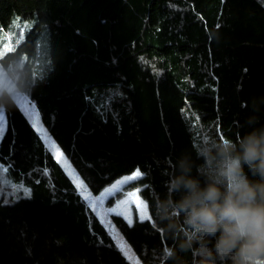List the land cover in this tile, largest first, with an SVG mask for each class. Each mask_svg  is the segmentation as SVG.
Listing matches in <instances>:
<instances>
[{
    "label": "trees",
    "instance_id": "obj_1",
    "mask_svg": "<svg viewBox=\"0 0 264 264\" xmlns=\"http://www.w3.org/2000/svg\"><path fill=\"white\" fill-rule=\"evenodd\" d=\"M2 53L87 193L142 174L123 191L149 218L109 216L141 264L177 243L154 219L171 161L264 122V0H0ZM0 112V168L30 192L0 200V264H131L16 100Z\"/></svg>",
    "mask_w": 264,
    "mask_h": 264
},
{
    "label": "clouds",
    "instance_id": "obj_2",
    "mask_svg": "<svg viewBox=\"0 0 264 264\" xmlns=\"http://www.w3.org/2000/svg\"><path fill=\"white\" fill-rule=\"evenodd\" d=\"M32 87L0 69V107ZM255 112L235 138L208 134L194 157L171 161L154 216L177 242L161 250L165 264L177 249L190 255L189 264H264V122Z\"/></svg>",
    "mask_w": 264,
    "mask_h": 264
},
{
    "label": "rangeland",
    "instance_id": "obj_3",
    "mask_svg": "<svg viewBox=\"0 0 264 264\" xmlns=\"http://www.w3.org/2000/svg\"><path fill=\"white\" fill-rule=\"evenodd\" d=\"M3 53L0 54V57L3 55ZM16 102L19 105V107L22 110V112L24 113V115L27 117L28 121L40 133V135H41V137H42L47 149L52 153L54 158L64 167V169L66 170L68 175L77 184L78 189L80 190V192L82 193L83 197L87 201L89 207L101 219L103 225L108 230V232L112 236L113 240L115 241L116 245L122 251L123 255L127 258V260L130 261L131 264H141L135 258V256L133 255V253L131 252L129 247L122 240L121 236L114 229V227L112 226V224L110 223V220H109V216L110 215H118V216L122 217L127 223H129V218H130V220L132 222L134 216H136L138 219H140V215H139V212H138V209H137V206H136L135 203L131 204L127 208V210L125 211L124 214H116V213L109 212V210L118 208V206L120 205L121 201H123L126 198V194L127 193L136 192L138 194L137 190H131V191H127V192L123 191L124 186L127 183H129L131 180H133V179L129 180V182H127V183L122 184L119 189L114 190V185H116L120 181H123V180H125L127 178L132 177V175L136 171L133 174L129 175V176L121 177L120 179L115 181L112 185L104 187L102 189V191L97 196H93L92 194L87 193L86 189L79 182L78 177L76 176L74 170L70 167L68 161L66 160V158L64 157L62 152L55 146V144L51 141V139L49 138L48 134L46 133V131L42 127V125L40 123V120H39V116H38V119L36 120L35 123H33V121L30 120L28 105L29 104L32 105V104L27 100V98H25L24 96H21V95L16 98ZM34 111H35L36 114H38L36 109H35V107H34ZM4 123H5V120H4V117H3V113L0 112V125H2L3 128H4ZM52 145H54L55 149H58L59 152L62 154V158L61 159L57 158L54 150H50ZM0 169H2V168H0ZM0 180H3V182H4L3 187L0 188V200L3 203H11L12 201L18 199L19 197H28L29 196V195L25 196V194H24L25 191H28L26 188L21 186L23 190H20V189L17 188V185L11 184V183H9L7 181V179L5 177V174H4V170L2 172H0ZM117 193L120 194L119 197H115V195ZM109 198H113V201H112V203L110 205H107V201H108ZM139 198H140V196H139ZM140 200L146 206V203L141 198H140ZM146 211H147V206H146ZM148 218H149V215H148V211H147V218L146 219H148Z\"/></svg>",
    "mask_w": 264,
    "mask_h": 264
},
{
    "label": "snow or ice",
    "instance_id": "obj_4",
    "mask_svg": "<svg viewBox=\"0 0 264 264\" xmlns=\"http://www.w3.org/2000/svg\"><path fill=\"white\" fill-rule=\"evenodd\" d=\"M23 35V33H21V36ZM10 49V46L9 48ZM28 108H29V117H30V120L33 121V123L36 122V120L38 119V114L35 113L34 111V106L32 105H28ZM3 131H4V128L2 125H0V136L3 135ZM46 135V134H45ZM50 150H54L55 151V154L57 156L58 159H61L62 158V154L59 152L58 149H55V146L52 145L51 149ZM3 169H0V172H2ZM140 175H142L139 170H137L133 175L132 177L130 178H127L123 181H120L118 182L116 185H114V190L116 189H119L121 187L122 184L124 183H127L129 182V180L131 179H136L138 178ZM3 180H0V188L3 187ZM17 188L20 189V190H23L22 187L20 185H17ZM25 196H28L30 195V192L28 191H25ZM135 203L136 206H137V209H138V212H139V215H140V219L141 220H144L147 218V211H146V206L144 205V203L140 200L138 194L136 192H132V193H127L126 194V198L121 201L120 205L118 206L117 209H112V210H109V212H112V213H116V214H124L125 211L127 210V208L131 205ZM129 223H131V220L129 218Z\"/></svg>",
    "mask_w": 264,
    "mask_h": 264
}]
</instances>
